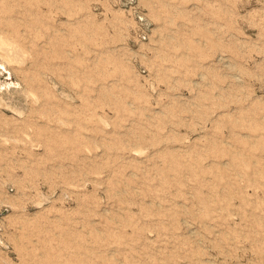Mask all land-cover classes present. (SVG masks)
<instances>
[{"label":"rangeland","instance_id":"374dc122","mask_svg":"<svg viewBox=\"0 0 264 264\" xmlns=\"http://www.w3.org/2000/svg\"><path fill=\"white\" fill-rule=\"evenodd\" d=\"M0 264H264V0H0Z\"/></svg>","mask_w":264,"mask_h":264},{"label":"bare ground","instance_id":"6f19581e","mask_svg":"<svg viewBox=\"0 0 264 264\" xmlns=\"http://www.w3.org/2000/svg\"><path fill=\"white\" fill-rule=\"evenodd\" d=\"M1 49H3L6 53V55H8V59L9 60H13V59H17L18 57V52L13 46H9L7 44H1Z\"/></svg>","mask_w":264,"mask_h":264}]
</instances>
